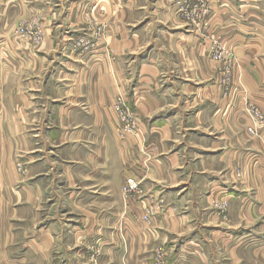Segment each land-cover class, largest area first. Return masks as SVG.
I'll use <instances>...</instances> for the list:
<instances>
[{
  "label": "crops",
  "instance_id": "1",
  "mask_svg": "<svg viewBox=\"0 0 264 264\" xmlns=\"http://www.w3.org/2000/svg\"><path fill=\"white\" fill-rule=\"evenodd\" d=\"M215 2L217 10L223 2ZM150 3H88L107 26L106 50L90 64L63 48L80 29V14L54 27L47 14L36 51L16 52L0 34L7 58L0 63V264H24L34 253L48 259L51 249L63 250L59 237L68 232L66 248L78 249L72 210L85 192L83 214L93 224L81 231L101 246L92 264H157L159 254L160 264H264V116H237L225 105L216 81L207 83L206 51L180 47L182 60L170 62V32H144L162 21L170 29V5ZM229 4L227 17L236 7ZM147 7L167 10L127 17L128 9ZM58 26L69 33L59 35ZM148 35L153 44L142 55ZM231 36L233 85L264 112V36L257 46ZM180 74L187 78L178 84ZM118 96L131 110L128 125L113 109ZM19 156L23 176L14 165ZM128 177L141 184L129 197L122 196ZM63 207L69 225H44ZM100 217L107 223L96 225Z\"/></svg>",
  "mask_w": 264,
  "mask_h": 264
},
{
  "label": "rangeland",
  "instance_id": "2",
  "mask_svg": "<svg viewBox=\"0 0 264 264\" xmlns=\"http://www.w3.org/2000/svg\"><path fill=\"white\" fill-rule=\"evenodd\" d=\"M116 1L120 3L125 0ZM137 1L141 2V5L146 3V6H151L150 2L152 0ZM221 1L223 4L221 5V2H218L216 10L215 0H163L165 5H167V3L170 5V29L169 26L165 28L167 25L162 23V21L158 23L160 26H157L155 23H153V25L145 24L144 32H162L166 35L170 32V62L182 60L178 52H176L180 47L190 48L196 54H198L199 51H206V61L208 66L210 65L207 83H211V80L216 81L217 86L222 90V98L225 101V105L233 107L237 116H264V112L260 107L257 106L245 92L233 85L236 53L232 50V44L235 42L231 40V35L239 34L245 41H247V38H251L250 40H253L256 46L261 44L262 36H264V0ZM72 2H79L80 4L76 3L73 5V8L69 9L70 3ZM91 2L96 3L99 2V0H0V34L4 36L8 34L12 43L11 48L15 49L16 52L29 49L36 51L45 37L44 20L47 14L51 15L49 26L52 27L55 26L56 22L63 24V21L65 24L66 20L67 22L75 21L76 14H80L78 17L81 23L79 24L81 25L79 27L80 29L73 35L71 41H63V48L65 50H68V48H70L69 50H74L75 55L77 54L75 57H78V61L82 62L80 64L93 63V61L90 60L92 55L98 54V50L106 48L103 47L105 43L103 39L106 25H104V21L101 20L104 18L101 13L96 12V10H94V12L91 10L90 5L92 4H88ZM230 2L236 5L237 8H232L234 11L233 15L227 17V14L224 13L225 11L222 9L231 6L229 4ZM238 5H243L244 7L241 8L238 7ZM47 6H50V9H45ZM3 7L5 8L4 11ZM163 10L166 11L167 9L164 8ZM163 10L157 9L156 13L152 14L148 7L138 10V13H135L132 9H128V12L132 14H128L127 17L148 16L151 18L154 16L155 18L156 15L162 17L163 14L161 11ZM228 10L230 14L231 10L229 8ZM7 15L8 17L6 18ZM2 16L4 18H2ZM111 16V18L114 17L113 14ZM56 28V32L59 35L69 33V27L58 26ZM57 40L58 39L55 41V39H53L51 44H56ZM152 40L153 38H151V35H148V39L144 42V45L148 44L142 49V52L146 49L142 55L146 54L148 52L147 50L151 49V44H153ZM58 43L61 44V42ZM239 43L242 42L239 41ZM3 45L6 48V43H2L0 47L3 48ZM105 50L103 52L106 53ZM102 55L101 53V59L103 58ZM50 57L51 58H48V64L52 66L55 64L54 61L56 56ZM21 58H23V54ZM62 58L63 60L68 59L70 62L73 61V58ZM6 59V57L0 55L1 64L2 62H7ZM179 76H182V81L178 82V84L184 82V78H187H183L182 74ZM186 87L188 88V86ZM112 106L118 116H127L124 121L126 124L127 121L130 123L131 110L126 108L125 102L121 97L118 96L116 98V103ZM231 107L229 108L231 109ZM261 123H264V118H262ZM126 129L130 130L129 127ZM249 129L253 131L250 132ZM248 131L251 134L255 133V129L251 127L248 128ZM14 165L16 172L20 176L26 174L27 170L20 156L16 158ZM86 193L87 192L83 193L78 209L72 210L73 212L79 213L78 216H73L72 218L73 224L78 225L80 228L77 233L78 249L73 248V250H69L66 248L67 246L70 247L71 233H64L62 237H59V242L62 240V244H60L61 248H63L62 251H59L61 250L60 247L51 249L48 259L42 258L39 254L35 255L34 253L30 255L29 261L24 264H92L91 261L97 259L98 255L101 254V246L97 241L94 243L86 232L81 231L83 226L93 224V219L89 220L83 214L85 213L83 209L87 207ZM122 194V196L129 197L136 193L125 194L122 191ZM225 206L224 204L223 208ZM62 209L63 211L65 210L64 207ZM65 212L66 211H64L63 214H60V211L54 213L46 219L48 222H45L44 225H48L52 221L55 223L57 222V224L62 223L64 226L69 225L71 221L69 220V216H66ZM39 216L43 219L41 213ZM104 218H94L95 224L101 226L102 222H104ZM106 220L109 222L111 217H106ZM131 221L134 220L131 219ZM104 223L106 224L107 222L105 221ZM88 239L92 242H89ZM76 250L78 258L76 257Z\"/></svg>",
  "mask_w": 264,
  "mask_h": 264
},
{
  "label": "built area",
  "instance_id": "3",
  "mask_svg": "<svg viewBox=\"0 0 264 264\" xmlns=\"http://www.w3.org/2000/svg\"><path fill=\"white\" fill-rule=\"evenodd\" d=\"M127 116H119L121 121H125ZM128 121H127V125H128ZM250 132H252V129H249ZM123 192L125 194H131V193H139L141 192V184L140 181H138L136 178L134 177H128L125 181V184L123 185ZM161 257L162 255L159 254V258L158 261L156 262L157 264H160L161 262Z\"/></svg>",
  "mask_w": 264,
  "mask_h": 264
}]
</instances>
